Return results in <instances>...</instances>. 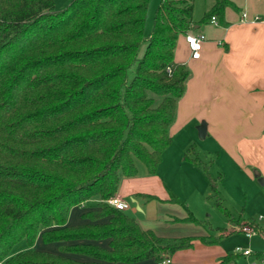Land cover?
I'll list each match as a JSON object with an SVG mask.
<instances>
[{
    "label": "trees",
    "instance_id": "obj_1",
    "mask_svg": "<svg viewBox=\"0 0 264 264\" xmlns=\"http://www.w3.org/2000/svg\"><path fill=\"white\" fill-rule=\"evenodd\" d=\"M213 1L197 23L194 0H162L146 33L150 0H70L60 10L55 0H0V262H160L224 235L161 237L107 202L138 161L157 172L191 77L175 61L178 40L213 16L223 21L233 3ZM93 198L101 203L83 215L90 222L68 225L71 209ZM39 238L65 244L44 251Z\"/></svg>",
    "mask_w": 264,
    "mask_h": 264
},
{
    "label": "crops",
    "instance_id": "obj_2",
    "mask_svg": "<svg viewBox=\"0 0 264 264\" xmlns=\"http://www.w3.org/2000/svg\"><path fill=\"white\" fill-rule=\"evenodd\" d=\"M231 1L233 5L226 8L223 21L218 19L219 24H213L211 19L201 26L196 24L193 32L202 33L206 37L201 58L196 60L191 57L192 53L183 35L178 40L175 61L190 65L196 75H191L190 81L188 80L189 84H193L192 98L190 95L188 100L193 105L202 103V122H206L208 131L206 137L212 135L225 149L235 154L246 153L251 157L254 152L264 154V0ZM213 5L214 1L204 15ZM244 13H247L245 22L242 21ZM180 50H184L183 59L177 57ZM190 89L186 87L184 97ZM196 159L193 158L192 162ZM137 167L136 176L122 178L116 195L130 203V207L124 212L134 217L144 230H152L161 237L179 238L183 234L175 232V226L188 216L172 200L175 192L169 188L171 185L158 170L152 174L140 161L137 162ZM100 203L99 198H93L83 205L74 206L67 224L73 226L90 222L83 215L99 209ZM86 205H90V208ZM246 221L233 219L234 230L237 224ZM189 236L206 237L210 234L206 232V235L199 233ZM97 243L109 247V240ZM64 244L57 243L59 250L55 253H61L60 248ZM263 246L251 249L259 252ZM217 248V244H207L197 239L190 249L179 250L170 257L172 264H218L223 258L233 255L229 263L239 264L240 254ZM66 255L78 260H89L81 254ZM255 257L256 255H252L251 261ZM134 264L159 262L152 258Z\"/></svg>",
    "mask_w": 264,
    "mask_h": 264
},
{
    "label": "rangeland",
    "instance_id": "obj_3",
    "mask_svg": "<svg viewBox=\"0 0 264 264\" xmlns=\"http://www.w3.org/2000/svg\"><path fill=\"white\" fill-rule=\"evenodd\" d=\"M55 2L58 10L71 3L70 0H55ZM161 2L162 0H150L145 25L146 33H151L154 16ZM212 2L213 0H194L195 22L202 20L204 12ZM183 52L184 50L178 51L179 59L185 58ZM187 66L191 75L195 77L191 66ZM190 84L187 85L191 88L187 96H183L178 102L177 117L171 127L173 141L164 152L158 172L166 178L171 185L169 188L180 200L175 204L177 203L187 216L190 214L196 216L202 224L190 223L185 218L181 220V224L174 225L175 232L183 234L182 236L199 233L206 235V232L215 236L223 233L224 235L220 236L216 243L217 249L221 248L228 253H234L237 245L259 249L264 242L260 236L248 237L239 229L234 230L233 220L231 221L225 211L236 220L251 221L264 217V154L254 152L251 157L245 155L246 153L235 154L216 142L212 135L202 139L198 129L202 123V103L193 105L191 100H188L193 94V84ZM193 158H199L207 163L211 177L215 178L218 184L217 190L212 189L207 175L196 166L195 162H192ZM86 206L90 208V205ZM261 223L264 225V219ZM226 231L229 233L226 234ZM56 245L57 243H45L42 238L36 242V248L44 251L57 252L59 247L57 248ZM23 248L25 245L20 246V249ZM238 260L239 264L252 262L251 257L243 255H240Z\"/></svg>",
    "mask_w": 264,
    "mask_h": 264
},
{
    "label": "built area",
    "instance_id": "obj_4",
    "mask_svg": "<svg viewBox=\"0 0 264 264\" xmlns=\"http://www.w3.org/2000/svg\"><path fill=\"white\" fill-rule=\"evenodd\" d=\"M258 17H256L257 19ZM242 21H247V13H244L242 16ZM211 22L213 24H219L217 16H213L211 18ZM206 37L202 33H192L189 32L185 35V41L188 45V48L190 50L191 57L193 59H200L202 55V50L204 46V41ZM171 71V70H169ZM107 202L122 211H125L130 207V203L121 199L118 196H113L110 199L107 200ZM264 219L263 216H261L258 220L254 219L251 221H246L242 224H239L235 227V229H239L241 232L245 233L248 237L252 236H260V238L264 241V226L262 225L261 221ZM235 252L237 254L243 255V256H251L256 255L255 259L250 264H264V246L259 252H255L251 248H244L243 246L239 245L235 248ZM0 264H3V262H0ZM159 264H172V258L170 255H165L163 259L159 262ZM232 264V263H229Z\"/></svg>",
    "mask_w": 264,
    "mask_h": 264
},
{
    "label": "water",
    "instance_id": "obj_5",
    "mask_svg": "<svg viewBox=\"0 0 264 264\" xmlns=\"http://www.w3.org/2000/svg\"><path fill=\"white\" fill-rule=\"evenodd\" d=\"M198 129H199V135H200V137L202 138V139H204L205 137H206V134H207V125H206V122H202L200 125H199V127H198Z\"/></svg>",
    "mask_w": 264,
    "mask_h": 264
}]
</instances>
